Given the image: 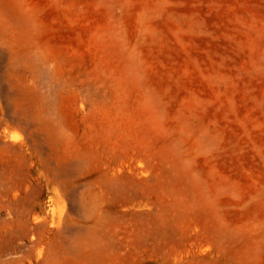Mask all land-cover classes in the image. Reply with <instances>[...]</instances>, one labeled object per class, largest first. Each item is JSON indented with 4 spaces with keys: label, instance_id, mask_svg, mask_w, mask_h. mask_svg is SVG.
Here are the masks:
<instances>
[{
    "label": "rangeland",
    "instance_id": "obj_1",
    "mask_svg": "<svg viewBox=\"0 0 264 264\" xmlns=\"http://www.w3.org/2000/svg\"><path fill=\"white\" fill-rule=\"evenodd\" d=\"M0 264H264V0H0Z\"/></svg>",
    "mask_w": 264,
    "mask_h": 264
}]
</instances>
